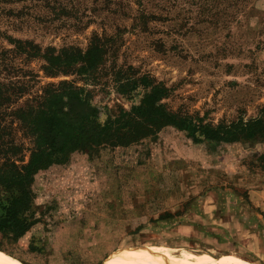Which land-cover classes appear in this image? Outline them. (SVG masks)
Returning a JSON list of instances; mask_svg holds the SVG:
<instances>
[{
	"label": "rangeland",
	"instance_id": "rangeland-1",
	"mask_svg": "<svg viewBox=\"0 0 264 264\" xmlns=\"http://www.w3.org/2000/svg\"><path fill=\"white\" fill-rule=\"evenodd\" d=\"M9 37L43 51L103 46L104 62L88 77H52L44 60L21 64L6 55L39 76L35 89L68 81L90 92L102 122L144 95L139 89L122 96L121 73L163 84L168 110L204 124L252 120L264 109V0H0V54L13 48ZM14 127L24 151L23 163L14 159L26 164L33 142ZM189 145L170 129L148 153L108 148L93 161L80 154L54 166L34 187L45 223L4 249L27 264H45V253L52 264H64L63 253L77 264H101L116 249L161 244L264 264V213L250 193L264 189V159L255 157L264 145L224 146L211 156ZM31 244L44 254L31 252Z\"/></svg>",
	"mask_w": 264,
	"mask_h": 264
},
{
	"label": "trees",
	"instance_id": "trees-1",
	"mask_svg": "<svg viewBox=\"0 0 264 264\" xmlns=\"http://www.w3.org/2000/svg\"><path fill=\"white\" fill-rule=\"evenodd\" d=\"M7 39L13 48L2 50L0 54V253L19 259L8 253L4 245L18 243L37 225L45 223L46 208L38 215L35 202L37 177L54 166L70 164L75 156L82 154L93 161L100 151L108 148L125 151L140 147L139 153H148L160 134L170 129L179 133L190 148H204L209 156L220 154L224 146L252 149L264 145V109L256 119L240 118L217 126L204 124L168 110L163 100L169 97V89L147 75L136 77L121 73L116 82L122 96H131L139 89L144 90V95L131 110L121 109L102 122L100 108L93 103L90 92L68 81L35 89L40 83L39 76L15 62H7L6 55L13 53L16 59L23 58L21 64L44 60V72L52 77L71 71L88 77L104 62L103 46L93 43L86 52L74 48L56 52L53 48L43 51L33 42ZM26 96L29 97L26 104L16 108ZM15 123L33 142L26 164L20 165L14 159L19 157L23 163L24 151L14 139ZM168 145L172 146L165 145L164 151H169ZM255 157L264 159V154H255ZM172 161L185 162L182 157ZM29 249L44 254L35 244ZM45 256V264H52L51 254L45 253ZM60 258L64 264H77L78 261L70 253H63Z\"/></svg>",
	"mask_w": 264,
	"mask_h": 264
},
{
	"label": "bare ground",
	"instance_id": "bare-ground-1",
	"mask_svg": "<svg viewBox=\"0 0 264 264\" xmlns=\"http://www.w3.org/2000/svg\"><path fill=\"white\" fill-rule=\"evenodd\" d=\"M0 264H24L17 258L0 253ZM103 264H255L246 258L223 260L206 249L187 246L148 244L116 250Z\"/></svg>",
	"mask_w": 264,
	"mask_h": 264
},
{
	"label": "crops",
	"instance_id": "crops-1",
	"mask_svg": "<svg viewBox=\"0 0 264 264\" xmlns=\"http://www.w3.org/2000/svg\"><path fill=\"white\" fill-rule=\"evenodd\" d=\"M250 193H251V195H254L253 201H255L254 203H256V206L258 208H260L261 212L264 213V202L260 201L261 198H264V189L254 190V191H251ZM254 197H255V199H254Z\"/></svg>",
	"mask_w": 264,
	"mask_h": 264
}]
</instances>
